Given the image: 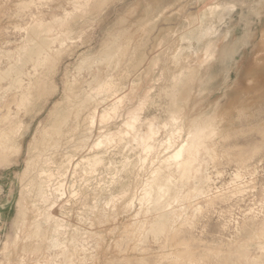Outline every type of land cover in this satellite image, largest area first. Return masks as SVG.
<instances>
[{"label": "rangeland", "instance_id": "rangeland-1", "mask_svg": "<svg viewBox=\"0 0 264 264\" xmlns=\"http://www.w3.org/2000/svg\"><path fill=\"white\" fill-rule=\"evenodd\" d=\"M0 264H264V0H0Z\"/></svg>", "mask_w": 264, "mask_h": 264}]
</instances>
